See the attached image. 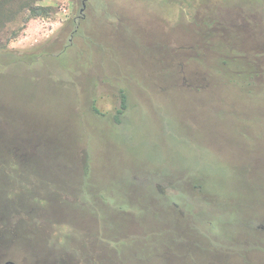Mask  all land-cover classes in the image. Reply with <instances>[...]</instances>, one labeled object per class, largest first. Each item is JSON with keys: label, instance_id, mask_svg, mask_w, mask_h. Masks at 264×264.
<instances>
[{"label": "rangeland", "instance_id": "obj_1", "mask_svg": "<svg viewBox=\"0 0 264 264\" xmlns=\"http://www.w3.org/2000/svg\"><path fill=\"white\" fill-rule=\"evenodd\" d=\"M1 3L0 264H264V4Z\"/></svg>", "mask_w": 264, "mask_h": 264}, {"label": "trees", "instance_id": "obj_2", "mask_svg": "<svg viewBox=\"0 0 264 264\" xmlns=\"http://www.w3.org/2000/svg\"><path fill=\"white\" fill-rule=\"evenodd\" d=\"M2 0H0V10L2 7ZM210 1V0H207ZM213 1H218V3L220 2L221 5H225V9L226 8H230V7H234V6H239L241 7H250V8H259L260 6H262L263 4H261V2L259 0H213ZM227 6V7H226ZM28 9H30V16L29 18H35V17H39V16H47L50 12V8H46V7H41V6H35L34 2L28 4L27 6ZM244 9V8H243ZM206 24V23H204ZM213 32V31H210ZM229 49V44L226 43H222L220 41H217L214 48H217L218 50H220V48L223 49ZM17 61H21V62H25L24 60H17ZM125 107V96L122 95L121 98V108ZM117 113H121V110H118Z\"/></svg>", "mask_w": 264, "mask_h": 264}, {"label": "flooded vegetation", "instance_id": "obj_3", "mask_svg": "<svg viewBox=\"0 0 264 264\" xmlns=\"http://www.w3.org/2000/svg\"><path fill=\"white\" fill-rule=\"evenodd\" d=\"M86 1L87 0H82V7L80 8V14L81 15H77V16H74L73 18V21L76 22L77 18H82L84 15H83V10L85 8V4H86ZM239 11L238 12H233V15L234 17H238V16H249L250 14H248L247 12H244L243 10H240L238 9ZM226 25L217 22V21H211L209 23H206L204 24V29L206 31H213V32H220V31H225L226 28H224ZM229 30V29H228ZM240 29L239 28H236V29H232V30H229V31H239ZM71 37H72V34L70 35V38L69 40L71 41ZM62 53V52H61ZM61 53L59 54H56L55 56H59ZM13 149H16V147H13V145H11L8 150L9 152H7V155L10 156L11 159H15V163H23V160L25 159V155L23 152H13L12 150ZM17 151V150H16ZM4 242L3 238L1 240V235H0V246L1 244ZM3 264H17L15 261H12L10 259H7L3 262Z\"/></svg>", "mask_w": 264, "mask_h": 264}]
</instances>
